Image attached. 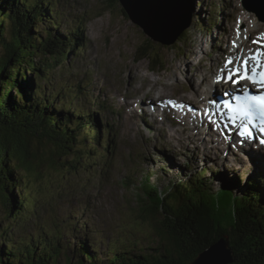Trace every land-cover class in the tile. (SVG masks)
Segmentation results:
<instances>
[{
	"label": "trees",
	"instance_id": "trees-1",
	"mask_svg": "<svg viewBox=\"0 0 264 264\" xmlns=\"http://www.w3.org/2000/svg\"><path fill=\"white\" fill-rule=\"evenodd\" d=\"M58 5L59 0H0V207L6 219L19 221L21 227L35 211L30 182L40 180L46 170L77 173L91 168L92 159L105 156L100 147L107 152L111 143L94 123L96 117L74 112L77 97L69 94L74 93V85L45 86L52 71L64 67L69 55L86 44L81 25L71 27L56 10ZM121 12L126 16L122 8ZM198 23L205 29L202 21ZM187 34L184 31L179 38ZM154 46L145 39L137 50L139 58L154 66L163 64ZM179 167L180 172L187 171V166ZM206 172L185 182L167 179L163 189L149 183L150 173L141 181L137 216L152 226L155 240L151 241L158 247L152 253L146 252L150 245L143 248L128 238L129 246L115 240L107 243V256L102 258L100 236L96 245V238L82 228H75L80 234V242H74L77 246L68 244L63 234L74 228L75 221L67 213L61 224L56 216L44 215L41 223L33 216L17 238L9 236L13 228L0 223V264H193L221 237L228 239L232 264H264V181L246 182L223 171L215 192L206 182ZM132 246L137 247L136 254Z\"/></svg>",
	"mask_w": 264,
	"mask_h": 264
},
{
	"label": "rangeland",
	"instance_id": "rangeland-1",
	"mask_svg": "<svg viewBox=\"0 0 264 264\" xmlns=\"http://www.w3.org/2000/svg\"><path fill=\"white\" fill-rule=\"evenodd\" d=\"M218 1L192 0V19L186 30L188 36L178 38L171 45L152 41L155 44V53L163 61V64L154 66L148 60L139 58L140 52L137 50L148 38L141 28L131 23L121 12L122 7L119 3L115 4L111 0H59L56 10L64 15L71 27L74 28L75 23L81 25L83 32L81 35L86 44L79 53H73V56L69 55L64 67L52 71L51 82L45 86L65 84L67 80L71 85L78 82L76 86L81 87V92H78L81 93L79 98L81 101L86 100V94L93 93L94 96L88 95L92 102L97 99L116 108L115 111L120 108L121 114H116L118 123L115 124L116 127L113 125V129H118L119 134L118 153L107 158L106 161L109 163H104V159L98 162L97 158H94L91 168L81 169L77 173H56L43 170L45 173L42 174L40 180L30 182V186L26 185L32 195V202L35 203V211L26 218L27 222L33 216L38 218L37 223L44 220V215L61 218V212L63 215L64 210L70 213L74 212V205L77 203L78 197H90L88 201L90 205L87 208L89 212H85L83 215L81 212L84 209L77 211L74 219L78 220L82 214L84 220L89 223L95 222L96 227L98 230H102L104 236L111 235L106 233L105 229L108 232H119L116 234L121 235L117 238L123 239L124 242H118V245L129 246L127 239L134 238L143 248L150 245L148 247L150 250L146 252L152 253L158 248L155 241L154 243L151 241L155 240L152 226L141 223L136 209L137 198L143 195L140 184L143 176L147 173H150L149 183L154 182L155 185H159L163 189L167 179V181L172 179L171 182L173 179L177 182H184L186 178L199 174L203 168L212 169L208 170L204 177L209 179L206 182L211 183L216 192V188H219V182H221L218 174L222 171L228 170L230 175H238L242 181L246 182L257 174L253 171H263L264 167L254 168L251 162L249 165L246 164L237 153L228 160L225 156L227 153L223 152L220 154L221 160L218 159V162H215L217 157L212 156L211 163L204 164V158H208L204 155L206 153L202 135L199 136V143L195 140L189 141L190 138L186 139L184 135L179 137L175 128V131L173 128L169 129L167 120L161 122L162 119L158 120L156 116H154V124L151 122L152 116L146 120L149 128L156 132V140L152 141V144H148L145 138L151 135H147L148 130L145 120L140 116V109L126 108L128 102L132 107L138 105L139 101L140 104H145L144 97L149 99V96H144L142 91H147L150 86L158 84L166 86L170 89L168 101L177 102L181 97H184L185 93L183 92L187 90V86L203 89V78L208 82L214 81L220 75L229 54L234 51L232 41L230 42L229 39L233 37L236 39L238 20L240 21L239 27L243 29L241 19L236 16L238 9L244 13H253L258 21L264 23V18L258 12L248 11L243 7L244 0H224L225 3L220 11L213 8V5ZM256 3V6L264 4L261 0H256ZM63 21L65 20L63 19ZM198 21H202L205 29L202 30L199 25L197 26ZM8 24L12 25L10 22ZM243 40L247 41L241 38L237 41L238 45L245 43ZM246 51L244 50L243 53ZM27 75L31 77L29 72ZM44 84L41 83V85ZM74 88L76 89V87ZM74 88L72 91L76 92ZM185 106L191 107L192 104L190 106L187 103ZM144 108L147 114L150 113L148 110L151 107L145 105ZM156 112L160 115L158 110ZM173 116L179 119L174 113ZM193 135L190 134L191 138ZM154 147L158 151L164 149L172 153L154 155ZM181 150V155L177 159L174 158V153L177 154L176 152ZM140 152L144 154L147 161L138 159ZM191 156H195L196 159L191 160L192 165L183 174L180 172L181 167L178 168L177 162L184 164ZM175 159L177 162H174ZM85 160L88 159L85 158ZM163 170L168 174H162ZM154 173L155 175H153ZM127 174H129L128 179L126 178ZM128 182H130V186L125 184ZM69 204L73 206L70 207ZM4 215L5 213L1 209L0 223L7 229L13 228L9 235L11 238L19 237L22 234L21 231L29 227L23 225L26 224V221H22L21 227L19 221H11V217L6 219ZM56 221L61 224L59 220ZM75 231L71 229L66 232L69 239H66V233L63 234L65 242L76 245L72 241L73 235L78 237L75 242H80V234ZM91 231L89 229L88 234ZM28 232H32L30 228ZM98 249L101 251V257L106 258V243L98 245ZM127 250L129 251V249ZM131 250L134 254L138 252L137 247L134 246Z\"/></svg>",
	"mask_w": 264,
	"mask_h": 264
},
{
	"label": "snow or ice",
	"instance_id": "snow-or-ice-1",
	"mask_svg": "<svg viewBox=\"0 0 264 264\" xmlns=\"http://www.w3.org/2000/svg\"><path fill=\"white\" fill-rule=\"evenodd\" d=\"M255 2L256 0H244V6L250 7ZM261 2L264 3V0ZM155 23L160 28H166L170 26L171 21L161 16ZM237 25L236 39L232 41L233 48L239 47L237 41L241 38L248 39L247 35L241 37L242 29L239 27V20ZM252 44L259 45L254 52L249 49L247 55L228 56L221 69V75L216 78L217 83L233 86L225 93L231 102H225L223 107L227 109L226 119L238 128L239 137L244 139L253 137L252 128L258 127L259 132L264 134V91H261L264 90V34L253 40ZM245 81L253 86L251 90L244 85ZM163 103L176 106V102L171 100ZM180 107L183 108L184 105ZM217 107L219 109V106ZM260 143L264 144V139H260Z\"/></svg>",
	"mask_w": 264,
	"mask_h": 264
},
{
	"label": "water",
	"instance_id": "water-1",
	"mask_svg": "<svg viewBox=\"0 0 264 264\" xmlns=\"http://www.w3.org/2000/svg\"><path fill=\"white\" fill-rule=\"evenodd\" d=\"M118 3L131 23L141 28L147 38L163 45L173 44L189 28L192 19V0H118ZM161 16L171 21L170 26L160 28L156 25L155 21ZM253 208L252 205L251 209ZM233 262L228 239L221 237L200 253L193 264H232Z\"/></svg>",
	"mask_w": 264,
	"mask_h": 264
},
{
	"label": "bare ground",
	"instance_id": "bare-ground-1",
	"mask_svg": "<svg viewBox=\"0 0 264 264\" xmlns=\"http://www.w3.org/2000/svg\"><path fill=\"white\" fill-rule=\"evenodd\" d=\"M236 12H237L236 16L238 18H240L241 22H242L241 26L243 27V29L241 32V37H243L244 35H247V37H248V39H246L247 41H245V43H243V44H239L238 48H234V52L231 54V55H234V53H235L236 56H239L240 53L244 54L243 53L244 50H247L245 53H248V50L253 47V49H251V50L254 52L256 50V48L259 47L258 44L257 45L252 44V41L255 40L256 37L261 36V34H264V23H261L260 21H258L253 13H244V12H242L241 9H238ZM245 31H246V33H245ZM229 40L231 42V41L235 40V37H233L232 39H229ZM202 82H203V84H202L203 89L201 87H195V88L192 87L193 88L192 89V88L187 86V90L185 92H183V93H185L184 97L183 98L181 97V99H180L181 103H183V102H187L189 104H190V102L191 103H198V105L201 107L200 110H196V112L201 111L198 113L199 117L196 114L195 110H193L191 107L185 106L186 104H183L184 107L186 108L185 109L186 113L181 114L180 112H178L180 118L176 115V113H174L179 118L177 120V122H179L180 124L183 122L185 124L186 120L184 119V117H186L188 119L193 118V120H194L193 123L196 124V126L198 124L206 123V120L208 118H207V116L203 115V113H204L203 111L208 110V109H206L205 107H208V105H209L212 108V110L214 109V111L218 109L217 106H219V103L216 100V96L219 94L220 89L223 87L224 83H217V79H215L211 83V82L206 81L204 78H203ZM169 90L170 89H168L166 86H164L162 84H158L157 86H150V88L147 91L143 90L142 93L144 94V96L145 95L149 96V102H148V104H146V106L151 107V109H158L159 110L161 108V105H165L163 103V100L169 97ZM136 94H138V93L136 92ZM204 95H205V98H204ZM158 101H162V102L159 103ZM205 102H207V104ZM126 106H127V108L132 107V105H130L129 102L126 103ZM140 108H143V107H140ZM219 108H220V106H219ZM169 110L170 109L167 108V111L166 112L162 111V113H167ZM148 111L150 112V110H148ZM152 116L157 117L156 110L152 113ZM165 117H166V119H168V115H166ZM223 120H225V118H223ZM173 122L171 124H173ZM189 122H191V120H189L188 123ZM226 123H228V121H226L225 124ZM219 126H222V124ZM197 127L199 128L200 132L197 134H194L193 138H190L189 141L199 139L200 135H202L201 137L203 138V135H205L210 130H212V128H217L218 126L210 127V125L209 126L199 125ZM224 128L226 129V133H228L227 135H228V138L230 139L228 142H226V145H228V146L234 145V144H232V141H234L232 138L241 141V139L239 138V135L237 133H235V131H233L228 126V124ZM169 129H171V127ZM217 132L220 134V136H224L223 133L221 132V130L218 129ZM229 132H232V134H229ZM218 140L219 141L221 140L220 137L218 138ZM233 147L238 148L237 145H235ZM238 150H241V149L238 148ZM263 167H264V164H263Z\"/></svg>",
	"mask_w": 264,
	"mask_h": 264
}]
</instances>
